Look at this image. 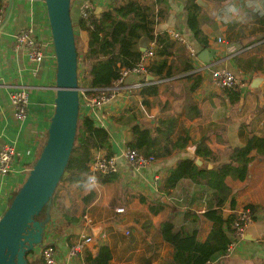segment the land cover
Segmentation results:
<instances>
[{
	"label": "crops",
	"instance_id": "crops-1",
	"mask_svg": "<svg viewBox=\"0 0 264 264\" xmlns=\"http://www.w3.org/2000/svg\"><path fill=\"white\" fill-rule=\"evenodd\" d=\"M138 1L151 8L156 33L166 31L175 42L168 56L175 74L163 79L158 75L156 80L147 79L148 73L131 74L126 79V87L115 93L106 106L110 150L118 157L120 171L114 174L113 179L99 181L93 187L97 197L85 211H82V199L92 189L86 191L77 183L66 182L63 185V202L78 209L80 220L60 226L53 218L47 225L46 241L55 246L58 264H80L82 258L95 257L99 246L104 243L112 249V264H165L172 260L174 251L173 245L164 239L161 232L162 222L168 219L177 228L190 232L197 230L201 240L207 239L213 221L205 212L215 204L213 189L207 184L183 178L174 188L165 191L161 188L164 177L184 158L202 157L215 167L229 160L232 147L243 144L246 135H264V79L259 86H251L254 78L264 77V0H210L215 3L212 13L202 7L199 19L209 40V46L205 47L211 55L208 63L199 57L205 48L188 27V0ZM86 2L90 3L92 12L100 13L114 0L71 1L77 41L81 38L84 45L80 49L85 58L81 77L85 76L84 71L94 60V57H86L90 36L78 26L81 9ZM1 4L4 16L0 24V150L5 144L14 145L17 150L14 166L30 169L45 144L55 112L57 62L51 44L43 62L32 60L30 47L19 43L16 35L29 25H34L45 41L51 42L52 33L45 0H1ZM257 12L260 16L255 15ZM170 30L180 32L187 39L197 51L196 58L190 56L189 48L174 38ZM219 37L223 38L222 43L217 41ZM152 41L156 42L142 38L141 49L144 51ZM183 47L194 66L189 71H184L186 62L190 60ZM157 58L155 54L151 61ZM80 61L82 58L79 66ZM216 68H228L244 82V86H237L241 90L238 100H231L224 88L214 82L212 69ZM196 72L201 73L203 79L199 87L191 91L193 80L188 76ZM139 83L143 84L138 86ZM150 83H161L160 90L156 95L147 96V102H144L139 91ZM23 87L27 89L29 101L27 117L20 121L14 112L11 93ZM193 106L200 110V115H196ZM172 116L177 119L172 138L177 140L180 136H189L188 145L159 157L147 167L135 169L130 166L122 155L133 137L132 127L137 124L154 127L160 119ZM202 141L211 151L207 158L196 152L198 143ZM98 151L107 153L108 149H94V154ZM253 154L255 157L248 165L245 180L228 177L236 208L249 204L258 207L255 211L257 218L246 232L251 238H244L233 255L217 256L212 259V264H264V155L255 151ZM25 178L26 175L20 171L8 175L0 173V217ZM142 195L153 202L159 200L164 206L155 212L149 203L142 202ZM178 196L184 200H171V197ZM118 207L125 210L117 212ZM234 210L228 201L223 207L224 217H229ZM85 214L92 220L90 225ZM84 231H89L94 241L78 258H72L70 247ZM28 258L32 264H42L36 249Z\"/></svg>",
	"mask_w": 264,
	"mask_h": 264
},
{
	"label": "trees",
	"instance_id": "trees-1",
	"mask_svg": "<svg viewBox=\"0 0 264 264\" xmlns=\"http://www.w3.org/2000/svg\"><path fill=\"white\" fill-rule=\"evenodd\" d=\"M186 8L188 27L202 47H208V36L203 32L199 19L202 7L197 3V0H188ZM255 15L260 16L258 12ZM262 21H264L263 17ZM78 26L82 30H86L90 36L86 57H94L89 68L84 71L86 77L83 76L81 80L79 76V83L87 88V95L95 96L98 93V88L111 85L113 80L119 77L122 68H132L138 64L143 53L140 42L144 37L157 42L155 54L158 58L151 61L148 71L159 75L162 79L174 76L175 71L169 63L168 56L170 49L175 46V42L169 38L166 31L156 33L151 8L141 1L114 0L108 9L100 13L93 11L88 20L81 17ZM76 42L78 59H83L77 37ZM183 50L187 55L185 47ZM187 57L189 58L188 55ZM193 68V63L190 60L186 62L184 71ZM188 79L193 80L191 91H194L201 84L203 77L201 73L196 72L190 74ZM160 85L161 83H150L141 88L139 93L144 97V102H147V96L159 93ZM233 88L225 87L224 90L231 100L236 101L240 98L241 90L237 87ZM200 113V110L196 108V115H200ZM176 125L175 116L160 119L154 127L134 125L132 127L133 137L127 144L129 147L137 148L145 155H153L157 160L161 156L169 155L174 150L185 148L188 145L189 136H180L177 140L172 138ZM103 147L108 149V156H113L114 153L110 150L109 131L97 125L88 115H82L79 119L75 145L69 163L52 198L51 220L56 218L57 224L60 226L63 223H75L80 219L78 209L74 205L67 206L63 202V194L59 187L63 185L64 181L84 186V182L90 176V162L94 157V149ZM254 151L264 155V135H246L243 144L232 147L229 160L213 168L199 167L196 164V159L184 158L168 170L161 184L163 190L169 191L181 179L190 178L197 183L207 184L213 189L215 204L205 212V215L213 221L212 230L205 240L199 238L197 230L190 232L184 228H177L171 219L162 222V235L174 247L172 260L165 264H207L209 260L217 256H225L236 217L235 213L230 214L229 217H224L223 214V207L228 201H230L231 207L236 209L233 187L229 184L228 177L233 176L236 179L245 180L248 176V165L255 157ZM196 152L206 158L211 154L204 141L198 143ZM113 178L114 174L103 175L99 177V181L106 182ZM17 190L12 194L10 203ZM96 197L97 191L92 188L82 199V211H85ZM140 198L142 202L149 203L150 208L155 212L164 206V203L159 200L153 202L143 195ZM155 203L158 204L155 205ZM247 206L252 207L254 211L258 208L253 204ZM47 207L45 206L35 218L45 220ZM254 217L256 220L257 216ZM31 252L33 251L28 252V257ZM87 259L93 264H112V249L106 243L101 244L97 255L89 256Z\"/></svg>",
	"mask_w": 264,
	"mask_h": 264
},
{
	"label": "water",
	"instance_id": "water-1",
	"mask_svg": "<svg viewBox=\"0 0 264 264\" xmlns=\"http://www.w3.org/2000/svg\"><path fill=\"white\" fill-rule=\"evenodd\" d=\"M56 55V107L42 150L30 168L22 185L0 217V264H32L28 252L42 245L51 221L52 198L59 185L74 149L80 119L79 59L76 33L71 13L72 0H45ZM212 13L215 3L197 0ZM9 14V13H8ZM199 57L211 61L210 50L203 49ZM147 79H159L148 73ZM264 77L257 76L252 87ZM199 167H213L202 157L196 159ZM47 207L45 220L35 218ZM244 238L250 239L246 233Z\"/></svg>",
	"mask_w": 264,
	"mask_h": 264
},
{
	"label": "built area",
	"instance_id": "built-area-1",
	"mask_svg": "<svg viewBox=\"0 0 264 264\" xmlns=\"http://www.w3.org/2000/svg\"><path fill=\"white\" fill-rule=\"evenodd\" d=\"M92 8L90 3L86 2L81 9V17L88 20L91 16ZM4 9L0 4V24L3 21ZM171 35L183 42L190 51L192 58L197 57V51L189 45L187 39L178 31L170 30ZM16 39L19 43L25 44L30 47V58L36 62H43L48 56L47 48L51 44L53 46V39L45 41L39 36L38 29L34 25L22 29L17 35ZM219 43L223 42V38L219 37L217 40ZM156 42L152 41L151 45L143 51L140 61L134 67H124L121 69L119 77L113 80L109 86L98 88V93L95 96H89L86 94L87 88H80V100H81V113L88 115L95 123L101 127L108 128L109 120L105 116V108L115 95L121 89L126 87V79L131 74H146L149 73L148 66L151 63V59L155 56ZM53 57L56 58L55 50ZM212 77L214 82L222 88L225 87H237L244 86L242 82L231 70L228 68H216L212 69ZM143 83H139L141 86ZM11 100L14 107V112L20 121H24L27 117V104L29 101L28 92L25 87L17 89L11 93ZM17 150L14 145L5 144L0 150V173L2 175H8L15 171H20L22 174H28L30 169H17L14 166L16 161ZM125 160L135 169H141L147 167L156 161L153 155H145L137 148L129 147L123 152L122 155ZM120 171V164L117 156H108L107 153L98 151L94 154L92 161L90 162V176L96 177V184L99 182V177L108 174H116ZM158 182V178L156 180ZM174 201H183L182 196L171 197ZM124 207H118L117 212H123ZM233 213L236 217L233 222V232L231 234V240L227 246L225 256H231L237 249L238 244L243 241L246 232L249 227L254 223L255 211L250 206H242L236 208ZM85 218L88 221V225L92 222L90 217L85 214ZM129 233V231H127ZM46 234V233H45ZM94 241V236L89 231L82 232L77 241L70 247L69 255L72 258H78L86 249L87 245ZM39 255L43 261V264H58L57 252L54 245L49 241H46V235L44 236L43 244L39 251ZM213 260H209L207 264H212ZM80 264H93L88 259H81Z\"/></svg>",
	"mask_w": 264,
	"mask_h": 264
},
{
	"label": "rangeland",
	"instance_id": "rangeland-1",
	"mask_svg": "<svg viewBox=\"0 0 264 264\" xmlns=\"http://www.w3.org/2000/svg\"><path fill=\"white\" fill-rule=\"evenodd\" d=\"M75 33H76V37H77V30H75ZM83 41L81 40V38H79L78 39V46L80 47V49L82 50V48L84 47V45H83V43H82ZM84 62V60L82 59V62L80 61V66H79V76L80 75H82V72H83V63ZM82 71V72H81ZM80 78H81V80H82V77L80 76ZM81 86V85H80ZM66 184V182L64 181L63 182V185H65ZM63 185L61 186V187H59V190H61V188L63 187ZM256 214H257V212H256ZM52 222V220L50 221V223ZM49 223V224H50ZM53 228V227H52ZM40 249H41V245H38V246H36V251H37V253H38V251H40ZM42 264H43V261H42Z\"/></svg>",
	"mask_w": 264,
	"mask_h": 264
},
{
	"label": "clouds",
	"instance_id": "clouds-1",
	"mask_svg": "<svg viewBox=\"0 0 264 264\" xmlns=\"http://www.w3.org/2000/svg\"><path fill=\"white\" fill-rule=\"evenodd\" d=\"M96 177L95 176H89L87 180L84 182L85 190H91L96 185Z\"/></svg>",
	"mask_w": 264,
	"mask_h": 264
}]
</instances>
